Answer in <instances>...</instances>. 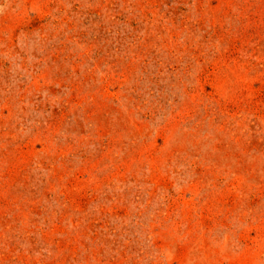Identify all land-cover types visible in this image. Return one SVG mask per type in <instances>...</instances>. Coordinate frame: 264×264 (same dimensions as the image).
Wrapping results in <instances>:
<instances>
[{
	"label": "rangeland",
	"instance_id": "rangeland-1",
	"mask_svg": "<svg viewBox=\"0 0 264 264\" xmlns=\"http://www.w3.org/2000/svg\"><path fill=\"white\" fill-rule=\"evenodd\" d=\"M0 264H264V0H0Z\"/></svg>",
	"mask_w": 264,
	"mask_h": 264
}]
</instances>
